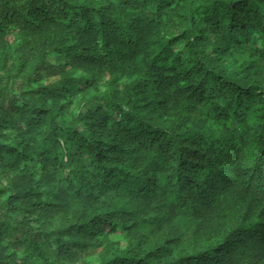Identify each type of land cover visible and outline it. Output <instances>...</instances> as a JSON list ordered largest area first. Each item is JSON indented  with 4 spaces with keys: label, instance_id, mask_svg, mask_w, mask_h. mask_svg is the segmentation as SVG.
I'll list each match as a JSON object with an SVG mask.
<instances>
[{
    "label": "trees",
    "instance_id": "16d2710c",
    "mask_svg": "<svg viewBox=\"0 0 264 264\" xmlns=\"http://www.w3.org/2000/svg\"><path fill=\"white\" fill-rule=\"evenodd\" d=\"M0 264H264V0H0Z\"/></svg>",
    "mask_w": 264,
    "mask_h": 264
}]
</instances>
